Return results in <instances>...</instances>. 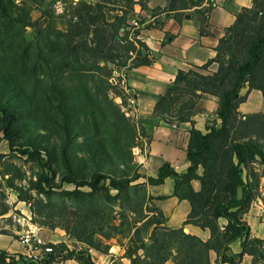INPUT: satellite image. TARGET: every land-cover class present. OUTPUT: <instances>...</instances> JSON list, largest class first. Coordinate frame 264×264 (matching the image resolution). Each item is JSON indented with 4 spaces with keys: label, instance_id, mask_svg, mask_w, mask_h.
Returning a JSON list of instances; mask_svg holds the SVG:
<instances>
[{
    "label": "trees",
    "instance_id": "obj_1",
    "mask_svg": "<svg viewBox=\"0 0 264 264\" xmlns=\"http://www.w3.org/2000/svg\"><path fill=\"white\" fill-rule=\"evenodd\" d=\"M7 1L0 0V16L3 18L0 27L5 29H9L10 21L16 22L7 11ZM94 1L91 5L78 4L68 22L66 33L55 32L56 39L45 36L44 46L35 48L36 57L31 64L32 75L36 77L37 74L53 81L48 90L53 97L52 102L47 95L43 96V79L36 78L40 91L35 90L34 95L41 104L47 102L50 107L57 109L59 118H55L54 129L50 131L60 140V145L42 133L24 138L18 122L24 112H38L40 105L37 102L36 106L32 104L24 80L9 73L0 76V130L9 148L21 149L32 159L43 161V171L36 180L30 181L31 188L40 194L53 192L59 188L54 181L57 173L60 183L75 187L74 190L63 191L66 195L82 193L78 188L87 187L88 195L104 191L109 196V188H112L129 200L128 192L133 188L134 194L139 192L142 204L147 195L146 184H161L170 176L174 179V195L187 200L190 205L183 225L193 224L207 229L209 236L203 240L184 232L183 227H167L162 216L160 223L154 222L163 227L160 239L150 237L152 242L149 245L138 239L140 244L137 249L146 252L144 264H163L167 260L174 264H239L244 254L251 256V264H262L264 238L251 236L250 226L243 218L254 196L242 173L244 170L249 172L250 165L255 162L264 163V113L241 114L238 107L246 99V95L239 93L245 84L248 90H259L264 97V0H251L250 7H243L236 14L234 22L225 28L214 57L198 67L207 69L211 63H215L213 72L205 74L192 68L178 70L172 84L155 103L154 114L165 123H191L186 146L189 162L186 171L178 173L169 164L163 163L155 177L148 176L145 181L133 185L131 182L144 176L138 169L131 177L120 171L109 160L103 143H86L79 148L80 155L75 152L73 147L77 134L71 124L74 105L70 98L64 97L58 83L59 78H62V70L55 67L59 63L55 57L61 56V61L68 56L77 59L80 50L97 55L104 62L105 76L111 73L109 62L112 66L130 67L151 62L145 44L137 38L130 39L126 30L128 15L133 11L136 0ZM167 1L168 11L202 5V0ZM108 3L117 8H107L105 5ZM210 8L211 2L208 0L206 10ZM114 9L120 14L109 15ZM50 32V28H47V33ZM201 32L205 31L202 29ZM3 40L10 49L18 45L15 35L10 33L5 38L4 33H0V41ZM24 49L23 62H27L30 60L29 51L26 52L27 47ZM127 52H135L136 61L131 60L127 64L126 59H122ZM65 63L72 67L62 61V64ZM21 77L26 79L25 76ZM201 93L218 98L217 119L205 126V132L196 129L191 118ZM17 138L19 142H16ZM58 158L63 160L62 170H59L58 163L54 164ZM111 164V169L120 171V176L109 170ZM45 169L50 172V176L44 172ZM198 169L201 170L200 174ZM192 180L200 182L198 190L193 188ZM219 218H224L226 223L220 225ZM236 239L240 240L241 252L231 253L229 245ZM85 241L90 245L92 243L91 240ZM55 249L58 255L40 261L0 249V264H50L63 252L64 256L61 257L64 260L72 258V252L67 249L58 245ZM211 254H214L213 260ZM75 260L77 264H95L89 255H81Z\"/></svg>",
    "mask_w": 264,
    "mask_h": 264
},
{
    "label": "rangeland",
    "instance_id": "obj_2",
    "mask_svg": "<svg viewBox=\"0 0 264 264\" xmlns=\"http://www.w3.org/2000/svg\"><path fill=\"white\" fill-rule=\"evenodd\" d=\"M8 1L7 11L16 22L10 21L9 29L0 27V33H4V38L9 33L15 35L18 45L15 49H10L5 40L0 41V76L9 73L24 80L32 104L36 106L37 102L40 105L38 112L31 110L32 113H23L18 122L19 131L24 138L36 137L39 133L45 134L60 145V140L50 131L54 129L55 118H59L57 109L50 107L47 102L41 104L34 95L35 90L40 91L36 78L43 79V96L47 95L52 102L53 97L48 90L53 81L50 82L48 78L37 74L36 77L32 75L31 64L36 57L35 48L44 46L45 36L56 39L55 32L66 33L68 22L78 4L91 5L95 1ZM136 2L143 4L142 0ZM105 6L117 8L112 3ZM105 12L108 10L105 9ZM117 13L120 14L114 9L109 15ZM2 19L0 16V26ZM135 20L140 22L143 19L136 17ZM126 24L129 36L132 25L128 22ZM47 28H50V34L47 33ZM122 28L120 27V30ZM132 38L136 37L132 35ZM24 47H27L26 52L29 51L30 60H26L27 62H23ZM55 59L59 60L55 67L62 70V78H59L58 83L64 97L70 98L74 105L71 124L76 129L77 138L73 149L80 155L79 148L86 143L101 142L111 163L128 176H133L138 169L135 152L138 148L141 152L144 151L146 138L140 134L131 116L132 101H127V93L121 88L120 81H114L112 71L117 66L109 67L111 73L105 76L104 62L97 55L84 50L79 51L77 59L68 56L66 60H62L72 67H68L66 63L62 64L61 56H56ZM122 59H126L127 64L131 60L136 61L135 52H127ZM192 69L203 72L208 67ZM19 140L17 138L16 142ZM20 150H11L0 130V238H9L14 244L16 250L9 252L10 254L26 256L20 237L31 226H35L40 229L39 232L44 238L56 241L59 247L72 252V258L66 259L71 260V264H77L75 258L81 255H89L95 264H144L146 252L137 249L140 244L138 239L149 245L152 242L150 237L160 239L163 229L154 224L160 223L163 218L152 196L146 192L147 195L141 204L139 192L134 194L133 188L129 189L130 199L127 200L112 188H109V196H106L104 191L88 195L87 187L78 188L82 193L66 195L63 191L74 190L75 187L72 184L60 183L57 173L54 181L59 188L47 194L37 193L31 188L30 181L36 180L38 174L43 171V161L32 159ZM62 161V158H58L54 163L59 164V170H62ZM112 164L109 170L120 176V171L111 169ZM44 172L50 176L47 169ZM242 177L254 196L248 218L251 221L256 220L255 222L259 219L260 226L264 227V163H253L249 172L243 171ZM139 182H143L142 178L131 182V185ZM85 240H91V245ZM61 256H64V252L51 263L65 261Z\"/></svg>",
    "mask_w": 264,
    "mask_h": 264
},
{
    "label": "crops",
    "instance_id": "obj_3",
    "mask_svg": "<svg viewBox=\"0 0 264 264\" xmlns=\"http://www.w3.org/2000/svg\"><path fill=\"white\" fill-rule=\"evenodd\" d=\"M211 8L206 10L208 0H202V5L175 11H168L167 0H143L140 5L134 4L133 11L128 15L127 22L131 25L136 17L143 19L135 29L136 38L143 42L147 49L149 64L130 67L122 66L129 87V94L134 98L132 109L138 131L146 141L144 151L139 148L135 152L138 172L145 178L155 177L163 163L169 164L176 172H185L188 167L186 146L189 138L190 122L168 124L154 114V106L158 99L172 84L178 70L198 68L214 57L216 47L223 36L225 28L230 26L236 14L243 7H250L251 0H209ZM147 4L149 13L144 7ZM180 13V14H178ZM205 32L202 33L201 30ZM216 69L211 63L202 73H210ZM124 89V87H121ZM240 95H246L245 101L240 103L238 111L241 114L254 112L264 113V97L256 89L248 90L243 85ZM127 99V98H126ZM218 98L214 95L201 93L191 118L194 127L205 132V126L216 118ZM218 121V120H217ZM201 170L198 169V174ZM193 188L198 190L200 182L192 180ZM174 179L166 177L161 184H146L148 195L156 201L165 225L170 228L183 227L184 232L205 240L209 236L207 229H201L193 224L183 225L189 210V202L179 199L173 193ZM160 197V198H159ZM159 198V199H157ZM243 218L250 226L251 236L264 238V227L248 218ZM220 225L226 223L219 218ZM7 237V236H6ZM231 253H240V240L236 239L229 245ZM0 249L7 252L16 248L9 238H0ZM214 259V254H211ZM71 260L53 262L50 264H71ZM163 264H174L171 260ZM239 264H251V256L244 254Z\"/></svg>",
    "mask_w": 264,
    "mask_h": 264
},
{
    "label": "built area",
    "instance_id": "obj_4",
    "mask_svg": "<svg viewBox=\"0 0 264 264\" xmlns=\"http://www.w3.org/2000/svg\"><path fill=\"white\" fill-rule=\"evenodd\" d=\"M131 32L129 34V38H132V35L135 34V29L139 26L136 20H133L131 23ZM123 30V28H122ZM122 66H117L113 69L114 73V81H120V86L124 87V92L127 93V101H132V109L135 105L134 98L129 94V87L127 85L126 77L124 72L122 71ZM128 114V111H127ZM39 228L35 226H31L28 230L25 231L20 237V242L24 247V253L26 257L31 260H43L47 259L50 256L58 255L55 246L58 242L53 241L49 238H44L40 232Z\"/></svg>",
    "mask_w": 264,
    "mask_h": 264
},
{
    "label": "water",
    "instance_id": "obj_5",
    "mask_svg": "<svg viewBox=\"0 0 264 264\" xmlns=\"http://www.w3.org/2000/svg\"><path fill=\"white\" fill-rule=\"evenodd\" d=\"M144 7L146 8V11L149 13V9L147 8V4L146 3H144ZM108 66L111 67L112 66V63L109 62L108 63Z\"/></svg>",
    "mask_w": 264,
    "mask_h": 264
},
{
    "label": "bare ground",
    "instance_id": "obj_6",
    "mask_svg": "<svg viewBox=\"0 0 264 264\" xmlns=\"http://www.w3.org/2000/svg\"><path fill=\"white\" fill-rule=\"evenodd\" d=\"M131 114H132V112H131Z\"/></svg>",
    "mask_w": 264,
    "mask_h": 264
}]
</instances>
